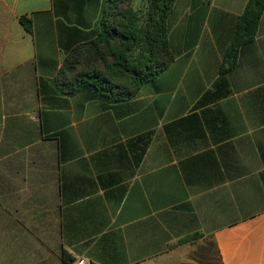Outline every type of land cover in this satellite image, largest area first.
Instances as JSON below:
<instances>
[{
  "label": "crops",
  "instance_id": "obj_1",
  "mask_svg": "<svg viewBox=\"0 0 264 264\" xmlns=\"http://www.w3.org/2000/svg\"><path fill=\"white\" fill-rule=\"evenodd\" d=\"M248 1L175 0L174 61L114 101L57 84L107 0H0V264H264V12L222 69Z\"/></svg>",
  "mask_w": 264,
  "mask_h": 264
},
{
  "label": "trees",
  "instance_id": "obj_2",
  "mask_svg": "<svg viewBox=\"0 0 264 264\" xmlns=\"http://www.w3.org/2000/svg\"><path fill=\"white\" fill-rule=\"evenodd\" d=\"M134 1L107 0L99 36L73 48L65 58L57 77L63 92L73 94L90 86L104 98L129 100L174 61L169 44V17L175 0H149L146 12L136 8ZM263 12L264 0L248 1L238 18L223 70L236 64L239 46L254 40ZM21 22L32 31L30 19L22 17ZM61 256L67 264L75 261L65 250Z\"/></svg>",
  "mask_w": 264,
  "mask_h": 264
},
{
  "label": "rangeland",
  "instance_id": "obj_3",
  "mask_svg": "<svg viewBox=\"0 0 264 264\" xmlns=\"http://www.w3.org/2000/svg\"><path fill=\"white\" fill-rule=\"evenodd\" d=\"M148 4H149V0H147V1L144 0L143 2L141 0L134 1V6L136 8H139V7L143 8L142 10H144V12H146V10L148 9V6H149ZM200 43H201V39L199 40L198 44H200ZM197 51H198V49H197Z\"/></svg>",
  "mask_w": 264,
  "mask_h": 264
},
{
  "label": "built area",
  "instance_id": "obj_4",
  "mask_svg": "<svg viewBox=\"0 0 264 264\" xmlns=\"http://www.w3.org/2000/svg\"><path fill=\"white\" fill-rule=\"evenodd\" d=\"M73 264H87V263L84 259H78V260L74 261Z\"/></svg>",
  "mask_w": 264,
  "mask_h": 264
}]
</instances>
